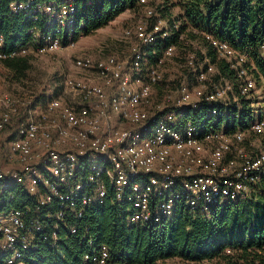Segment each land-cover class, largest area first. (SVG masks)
<instances>
[{
	"label": "built area",
	"instance_id": "obj_1",
	"mask_svg": "<svg viewBox=\"0 0 264 264\" xmlns=\"http://www.w3.org/2000/svg\"><path fill=\"white\" fill-rule=\"evenodd\" d=\"M76 1H10L7 10L46 17L44 33L33 36L39 38V53H56L76 47ZM148 3L138 1L145 20L122 34L134 44L127 72L112 56L100 61L77 57L75 68L94 70L101 83L64 77L65 88L80 102L52 98L42 109L28 111L9 143L21 170L0 173V182H13L35 197L34 213L47 211L43 221H28L29 210L5 209L0 199V264H32L27 260L40 242L56 249L62 230L77 235L72 222L89 207L102 205L110 191L112 201L125 206L128 225L147 226L180 212L208 218L215 208L247 201L264 188V110L258 107L257 82L246 55L205 35L216 63L205 56L198 60L193 52L180 61L176 46L164 45L180 23L167 24ZM157 42L161 54L147 59L140 48ZM29 51L21 46L6 51L0 35V64ZM222 61L230 76L221 73ZM170 62L179 71L176 77L187 70L175 86L174 100L172 91H158L165 88L164 68ZM204 106L205 115L196 121L185 114ZM20 113L18 100L0 95V132ZM80 264L125 263L102 244L82 254Z\"/></svg>",
	"mask_w": 264,
	"mask_h": 264
},
{
	"label": "trees",
	"instance_id": "obj_2",
	"mask_svg": "<svg viewBox=\"0 0 264 264\" xmlns=\"http://www.w3.org/2000/svg\"><path fill=\"white\" fill-rule=\"evenodd\" d=\"M10 1L26 0H0V35L4 38L5 50L20 46L37 50L41 44L33 34L40 37L44 33L47 18L38 16L34 19L31 13L9 14ZM138 1H76L77 36H87L125 11L139 8ZM177 1L181 14L169 23L179 22L180 27L164 45L176 46L180 61L184 62L193 52L198 60L205 56L211 63H216L215 53L205 36L210 35L246 55V66L256 81L264 78V0ZM162 49L159 42L142 47L147 59L152 61L153 52L159 56ZM0 65L16 75L24 74L29 68L27 56L8 59ZM218 67L223 75H231L225 62L219 63ZM180 74L181 77H176L172 84H179L187 76V70L182 68ZM163 89L159 87L158 91ZM203 109L196 113L188 110L185 114L196 121L205 115L206 107ZM254 195L257 196L252 195L248 201L215 208L208 218H192L180 212L168 222L130 226L125 220V206L113 202L110 191L102 205L89 207L79 221L72 222V226L79 228L77 235L71 236L66 229L62 230V239L56 249L37 243L27 261L32 264H80L82 254L103 244L116 260L125 264H158L170 259L264 264V188ZM0 199L5 209L29 210L28 221L35 217L40 221L45 219L47 209L34 213L36 198L13 182H0ZM226 250H230V254H226Z\"/></svg>",
	"mask_w": 264,
	"mask_h": 264
},
{
	"label": "rangeland",
	"instance_id": "obj_3",
	"mask_svg": "<svg viewBox=\"0 0 264 264\" xmlns=\"http://www.w3.org/2000/svg\"><path fill=\"white\" fill-rule=\"evenodd\" d=\"M148 6L155 9L159 18L167 24L171 22V19L176 20L181 14L177 0H149ZM144 15L145 11L140 7L132 11L127 10L101 29L87 36L79 34L76 47L73 49H62L56 53H39L38 50L31 48L27 54L29 68L22 75H16L0 65V95L8 94L12 99L18 100L21 109L20 115L12 117L10 124L0 132V173L7 174L21 170V165L9 152V143L17 138L19 126L29 115L28 111L35 108L42 109L52 98H60L67 104L80 102L77 94L65 88L64 77L90 84L101 83L94 70L75 68L74 60L77 57L86 55L94 61H100L112 56L123 64L124 71L127 72L132 55L131 48L134 44L123 39L122 34L126 28L144 21ZM194 43L200 46L197 42ZM251 66L253 68V65ZM164 70L167 81L163 86L165 90L172 91L170 98L174 100L173 93L176 85L171 82L175 81L179 71L173 62L168 63ZM256 82L258 107L264 110V78L261 77ZM111 91L114 93L115 89ZM256 196L253 195V197ZM177 260L167 261V264H179ZM224 263L223 261L221 263L206 262V264Z\"/></svg>",
	"mask_w": 264,
	"mask_h": 264
}]
</instances>
